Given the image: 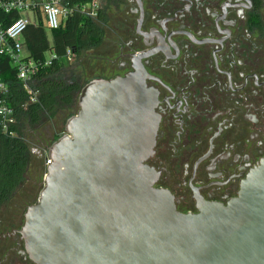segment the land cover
Listing matches in <instances>:
<instances>
[{
  "label": "water",
  "instance_id": "water-1",
  "mask_svg": "<svg viewBox=\"0 0 264 264\" xmlns=\"http://www.w3.org/2000/svg\"><path fill=\"white\" fill-rule=\"evenodd\" d=\"M133 71L96 78L47 151L44 186L21 229L37 264H264V157L227 204L177 209L158 187L157 93Z\"/></svg>",
  "mask_w": 264,
  "mask_h": 264
},
{
  "label": "flooded vegetation",
  "instance_id": "flooded-vegetation-1",
  "mask_svg": "<svg viewBox=\"0 0 264 264\" xmlns=\"http://www.w3.org/2000/svg\"><path fill=\"white\" fill-rule=\"evenodd\" d=\"M102 1L106 36L89 67L105 79L135 62L148 73L157 186L184 213L198 212L199 198L227 204L264 157V0ZM36 188L0 206V264H37L21 233Z\"/></svg>",
  "mask_w": 264,
  "mask_h": 264
},
{
  "label": "trees",
  "instance_id": "trees-1",
  "mask_svg": "<svg viewBox=\"0 0 264 264\" xmlns=\"http://www.w3.org/2000/svg\"><path fill=\"white\" fill-rule=\"evenodd\" d=\"M61 1L64 6L74 10L60 28L49 30L40 19L39 22L30 24L23 34L27 58L38 66L32 82L33 88L38 91L36 102L29 101L10 58L0 57V76L10 90L8 105L14 109L17 119L13 126L15 136L7 135L0 124V206L14 196L31 170L33 151L25 140L27 134L36 133L43 140L44 132L40 130L46 122L56 117H71V111L78 105L81 89L89 81L100 78L96 75L84 84L79 81L82 76L80 73L78 76L76 74L77 80L67 81L63 76V69L69 60V50L82 59L85 53L88 54L91 49L103 43L107 22L105 10H100L98 17H91L75 10V7L93 0ZM21 16L17 10L7 13L0 9V22L4 26ZM49 60L50 64H46ZM79 66L85 67V64L80 63ZM80 72L84 74V71Z\"/></svg>",
  "mask_w": 264,
  "mask_h": 264
},
{
  "label": "built area",
  "instance_id": "built-area-1",
  "mask_svg": "<svg viewBox=\"0 0 264 264\" xmlns=\"http://www.w3.org/2000/svg\"><path fill=\"white\" fill-rule=\"evenodd\" d=\"M89 4L93 8L87 13L84 7ZM97 4L93 0L91 3L76 6L75 10L95 17ZM0 9L7 13L17 10L22 14L20 18L8 26H4L0 22V57L8 56L10 58L11 63L17 70L19 80L23 83L29 101L36 102L38 91L33 88L32 82L38 71V66L33 60L28 59L26 54H23V34L30 24L37 23L40 19L47 29H58L74 9L64 6L61 0H0ZM28 12L33 15L34 21L27 16L26 13ZM73 55L72 51L69 50L68 58L71 59ZM46 64H50V60ZM9 92L8 86L0 76V124L7 135L15 136L13 126L16 124L17 119L14 109L8 105ZM46 163L48 165L50 160L47 159Z\"/></svg>",
  "mask_w": 264,
  "mask_h": 264
},
{
  "label": "rangeland",
  "instance_id": "rangeland-1",
  "mask_svg": "<svg viewBox=\"0 0 264 264\" xmlns=\"http://www.w3.org/2000/svg\"><path fill=\"white\" fill-rule=\"evenodd\" d=\"M95 1L97 3L102 2V5L104 4L102 0H95ZM84 8L88 13L89 11H91L93 7L90 6L89 4L86 5ZM26 14L31 18L32 21H34L33 20L34 17L30 12ZM23 54H27V52L24 50ZM82 57L83 58L81 59V62H79L80 58H77L76 55H73L71 59H69L68 62H66L63 69L64 70L63 76L66 78L67 81L77 80L76 77L81 73L82 76L79 81L80 83L86 84L89 81V79H92L93 77L96 76L97 71L95 69L94 70L89 69V65L91 62L89 58V53L88 54L85 53ZM80 63L85 64V67L84 66L80 67L79 66ZM80 71H84V74H82V72ZM78 109L79 106L77 105L76 109L72 110L71 113L73 115L76 114ZM66 120L67 117L66 118L56 117L49 120V122H46L44 128H41L40 130L44 132V134H42V137H44L43 140L40 139L41 137L39 135H36V133H34L33 135H31V133L27 134L25 140L29 144L30 149H32L33 151L31 170L28 173L25 182L19 187L17 191L29 190L30 188H32V186L35 185L37 186L35 191L38 200L40 191L44 186V177L47 167L46 161H47L48 147L51 145L53 141L57 140L60 136L64 134L65 132L64 125ZM38 153H41L40 157H37Z\"/></svg>",
  "mask_w": 264,
  "mask_h": 264
}]
</instances>
